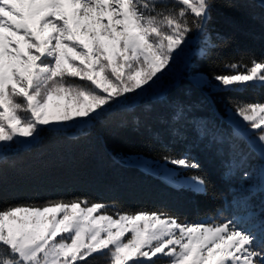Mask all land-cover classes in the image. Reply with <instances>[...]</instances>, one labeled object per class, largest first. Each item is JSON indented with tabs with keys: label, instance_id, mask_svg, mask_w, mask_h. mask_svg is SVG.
<instances>
[{
	"label": "snow or ice",
	"instance_id": "6c2138e0",
	"mask_svg": "<svg viewBox=\"0 0 264 264\" xmlns=\"http://www.w3.org/2000/svg\"><path fill=\"white\" fill-rule=\"evenodd\" d=\"M216 3L0 0V160L49 127L86 126L131 99L128 94L152 90L171 75L193 33L204 37L199 54L207 56L218 47L206 27ZM223 3L234 6V0ZM222 69L193 83L226 92L264 89V57L240 56ZM229 104L237 129L252 138L264 163V102ZM162 159L170 177L200 170L187 152ZM249 175L244 171L242 178ZM186 182L194 194H207L202 176ZM249 192L244 216L211 222L160 209H118L88 195L0 203V264H90L97 258L104 264H264V202L259 211L251 205L264 196V186Z\"/></svg>",
	"mask_w": 264,
	"mask_h": 264
},
{
	"label": "trees",
	"instance_id": "16d2710c",
	"mask_svg": "<svg viewBox=\"0 0 264 264\" xmlns=\"http://www.w3.org/2000/svg\"><path fill=\"white\" fill-rule=\"evenodd\" d=\"M207 36L218 47L207 56L198 33L193 52L175 82L158 97H142L133 104L114 105L89 126L42 131L25 147L5 151L0 160V203L71 199L88 195L118 209H160L189 222L221 221L244 216L249 187L264 186V163L226 119L229 101L264 102V89L226 92L193 83L192 75L222 72L227 60L264 57V6L259 0H234L225 7L217 0L210 13ZM217 37L230 41L221 44ZM187 152L200 170L206 195L173 186L159 175L126 164L121 157L142 154L156 159ZM246 156L247 159H243ZM249 172L247 180L242 178ZM264 196L251 200L256 211ZM90 264H104L102 258Z\"/></svg>",
	"mask_w": 264,
	"mask_h": 264
},
{
	"label": "rangeland",
	"instance_id": "374dc122",
	"mask_svg": "<svg viewBox=\"0 0 264 264\" xmlns=\"http://www.w3.org/2000/svg\"><path fill=\"white\" fill-rule=\"evenodd\" d=\"M196 42H197V36L195 34H192L191 39L189 41V48H188L186 54L184 56H182L177 61V63L175 65H173L172 70H171V75H168L165 78H163L159 82V84L156 85L152 90H150L148 92H143L139 96H132V94H128L132 98L129 99L128 101H125L122 104H119V105L133 104L134 102H136L137 100H139L142 97H150V98H152V97H158V96H160L167 86H169L171 83L175 82L177 76L180 74V72L184 69L185 65L187 64L188 57L193 52H199L200 51V48H199V46L196 45ZM196 74L197 73H195V74L192 75V78L193 79L195 78V79H198V80H201V81L211 80V78L208 77L204 73H200L201 75H199V76H197ZM204 85L208 86L207 84H204ZM145 87H147V86H145ZM211 89H213V88H211ZM226 119H227L228 122H230L232 124V126L234 127V129L241 136H243L246 139V141L248 142V144L250 146H252V143H251L252 138L243 135L237 129V126H236V123H235V118L232 115V110H228L227 111ZM89 125H90V123L88 125H86V126H89ZM86 126L85 125H81L79 127H71V128H69V130L70 129H78L79 130V129H81L83 127H86ZM66 130H68V129H66ZM34 141H31L30 143L16 145V146H13L12 148L25 147V146H28L29 144H31ZM121 160L124 163H126V164L136 165V166H139L142 170H145L147 172H150V173L159 175L164 181H166L170 185H173V186H186V187H188L187 182H186V177L191 176V175H186V174L183 173L179 177H170V174L166 171V169L163 168V167H161L165 163L163 159H156V158H152L150 156H146V155H142V154H133L132 153V154H126V155L122 156L121 157ZM168 167L171 168L172 166L171 165H168Z\"/></svg>",
	"mask_w": 264,
	"mask_h": 264
}]
</instances>
